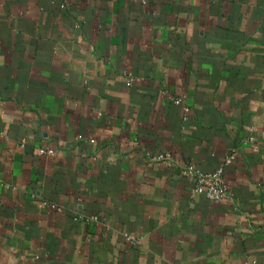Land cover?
<instances>
[{
  "label": "crops",
  "instance_id": "0c3cea01",
  "mask_svg": "<svg viewBox=\"0 0 264 264\" xmlns=\"http://www.w3.org/2000/svg\"><path fill=\"white\" fill-rule=\"evenodd\" d=\"M0 264H264V0H0Z\"/></svg>",
  "mask_w": 264,
  "mask_h": 264
},
{
  "label": "built area",
  "instance_id": "2783aa9c",
  "mask_svg": "<svg viewBox=\"0 0 264 264\" xmlns=\"http://www.w3.org/2000/svg\"><path fill=\"white\" fill-rule=\"evenodd\" d=\"M127 83L131 85L133 83V78L131 75L127 76ZM176 103H181L182 99H175ZM188 111V108H186ZM41 153L54 154L56 151L54 149H41ZM236 153L232 152L226 158V163H230L235 158ZM170 158V154L160 153L158 155L152 156L154 161H162ZM230 192L229 185L225 178L224 167H220L211 172H203L196 170L194 172V186L192 188V195L199 196L205 195L208 199L212 201H221L228 197ZM45 205L52 207L53 209L60 210L57 204H50L49 202H44ZM96 219V217H94Z\"/></svg>",
  "mask_w": 264,
  "mask_h": 264
}]
</instances>
